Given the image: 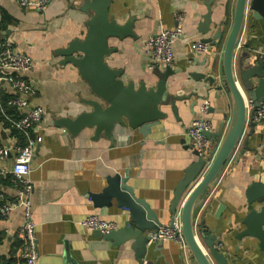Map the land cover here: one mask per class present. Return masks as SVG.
<instances>
[{
	"label": "crops",
	"instance_id": "0c3cea01",
	"mask_svg": "<svg viewBox=\"0 0 264 264\" xmlns=\"http://www.w3.org/2000/svg\"><path fill=\"white\" fill-rule=\"evenodd\" d=\"M81 1L52 0L45 11L38 12L20 6L16 0H0V11L13 20L7 31H0V36L33 59L34 66L26 74L36 88L30 101L45 110L42 121L31 133L33 137L43 136L34 151L30 173L34 183L32 217L36 223L38 264H140L132 241L115 245L84 226V219L93 214L115 222L118 228L129 218L128 210L119 208L116 200L110 207H96L91 193L102 191L107 185V176L120 174L128 178L136 195L158 213L163 226L170 225L169 209L176 187L186 169L197 159L186 134L187 125L200 116L201 100L210 99L211 132L218 133L221 126L224 129L220 136L211 139L213 148H217L231 113L230 105L208 88L202 76L193 77L194 73H212L214 63L220 66L225 40H220L209 54L191 51L190 44L213 35L220 27L227 34L233 21L235 0H212V30L205 36L199 32L208 12L204 0L112 1L110 13L119 17L120 23L134 18L136 37L112 39L110 44L117 51L107 58L111 67L124 71L126 82L133 81L139 86L146 81L153 85L157 77L148 69L146 43L149 37L177 26L184 32L173 42L176 59L170 65L173 73L167 78L171 99L170 104L163 107L168 117L152 127L146 137L119 125L112 141L104 136L94 139L92 128L71 138L54 124L59 117H75L90 110L81 101L92 97L89 85L79 75L77 67L59 64L62 57L57 53L72 40L86 36L89 16L80 10ZM240 54L256 58L257 62L264 61V19H254L251 13L246 17L237 48V57ZM0 132V146L9 150L6 157L0 158V171H3L0 178L11 183L0 185L2 204L16 198L18 187L11 180V169L22 146L11 131L0 127ZM255 181L264 184V122L246 126L221 178L204 195L196 210L198 226L205 229L207 236H217L218 248L228 255L230 264H264V251L258 239L238 236L245 229L242 219L255 206L248 202V189ZM191 189L193 186L186 191L180 207ZM258 203L264 204V199ZM22 223L20 209L8 218H0V231L5 234L0 257L13 256L18 264H24L26 244L20 232ZM198 239L202 243L200 237ZM150 250L143 264L191 263L186 247L174 240L152 243Z\"/></svg>",
	"mask_w": 264,
	"mask_h": 264
},
{
	"label": "water",
	"instance_id": "95a60500",
	"mask_svg": "<svg viewBox=\"0 0 264 264\" xmlns=\"http://www.w3.org/2000/svg\"><path fill=\"white\" fill-rule=\"evenodd\" d=\"M112 1L82 0L80 10L89 16L86 22V36L72 40L57 52L62 57L59 64H72L77 67L79 75L89 85L92 93V97L81 99L90 110L75 117H59L54 121L56 127L62 130V134L71 138L77 137L86 128H92L94 139L104 136L112 141L114 130L119 125L139 131L146 137L152 127L168 117L163 107L168 106L171 99L167 85V78L173 73L170 66L166 71L161 68L153 70L157 77L153 85L142 81L137 86L135 82H126L123 79L122 69L113 68L107 62V58L117 51V48L110 44L112 39L136 37L134 18L120 23L119 17H113L110 13ZM204 1L208 12L203 17L199 32L205 36L212 30L213 9L212 0ZM250 13L254 19H264V0H235L233 21L227 34L222 27L217 28L214 25L213 28H217L215 33L201 39L211 46L225 40L220 66L214 63L212 73H194L193 77L202 76L207 81L208 88L216 91V96L230 105L231 113L223 139L211 163L208 165V159L195 151L197 159L186 169L178 183L169 209L172 214L171 223L165 227H173L176 216L180 214L190 264H230L228 255L218 248L217 236H207L205 229L198 226L196 210L203 202L204 195L218 183L237 150L246 129L248 106L256 108L264 102V61L257 62L256 58L243 54L237 57L246 17ZM223 130L221 126L218 133L209 131L206 135L214 139L215 136H220ZM106 183L101 192L91 193L96 207H110L116 200L119 208L128 210L129 218L123 227L108 233L100 230L94 232L115 245L132 241L136 257L140 264H143L151 252L148 232L164 224L150 204L136 195L135 188L128 184V178L120 174L109 175L106 177ZM191 186L193 189L180 207L186 191ZM262 199L264 184L255 181L248 189V202L255 206L242 219L245 229L238 236L258 239L259 247L264 251V204L258 203ZM159 243L161 242L157 244Z\"/></svg>",
	"mask_w": 264,
	"mask_h": 264
},
{
	"label": "built area",
	"instance_id": "2783aa9c",
	"mask_svg": "<svg viewBox=\"0 0 264 264\" xmlns=\"http://www.w3.org/2000/svg\"><path fill=\"white\" fill-rule=\"evenodd\" d=\"M20 6L31 8L38 12L46 10L52 0H16ZM181 19V17H178ZM183 28L177 26L171 29H162L158 33L149 37L146 43V50L149 56L148 69L153 71L157 68L168 67L176 59L173 42L183 35ZM209 43L202 40L191 42V51L198 54H209L212 48ZM33 59L24 51L13 46L10 41L0 36V97L2 91H9L14 95L7 100V105L15 107L21 111L22 116L13 120L16 128L25 133L27 144L18 148V154L11 169L12 180L17 188L16 198L4 201L0 204V218H8L15 210L23 211V223L20 228L23 241L26 243L23 252L24 264H38L39 248L36 235V223L32 217V193L34 183L30 179L31 162L34 151L38 143L43 141L42 135H31L39 123L42 121L45 110L42 106L33 105L31 97L35 95L36 88L27 78L26 74L33 68ZM210 99L203 98L199 106L200 116L194 117L186 127V134L190 138L194 151L206 159L209 165L214 158L218 147L213 148V142L206 133L213 128L212 122L208 118L210 112ZM264 122V102L261 106L253 108L248 106L247 125ZM246 125V126H247ZM9 150L0 146V158L3 159ZM23 169V171H20ZM3 171H0L2 174ZM3 194H0V199ZM179 215V216H178ZM174 220L173 227L162 226L158 229L150 230L147 234L149 244L174 240L186 247V242L182 234V224L180 214ZM178 217V218H177ZM84 226L89 230H100L108 233L117 229V224L113 221L102 219L98 214L88 216L83 221Z\"/></svg>",
	"mask_w": 264,
	"mask_h": 264
},
{
	"label": "trees",
	"instance_id": "16d2710c",
	"mask_svg": "<svg viewBox=\"0 0 264 264\" xmlns=\"http://www.w3.org/2000/svg\"><path fill=\"white\" fill-rule=\"evenodd\" d=\"M12 18L7 15V13L0 11V31L8 30V24L11 23ZM14 94L9 93V91H2L0 97V127L3 131H11L15 136L18 137V143L20 146L24 147L27 144V136L25 133L20 131L15 127L13 120H17L22 116L21 111L15 107H10L7 105V100L12 97ZM1 133V132H0ZM0 142H1V134H0ZM10 179V178H9ZM12 180V178H11ZM11 184L9 181H3L0 178V185H8ZM5 240V234L0 231V245ZM24 262V261H23ZM0 264H18V260L11 256L10 258L0 257Z\"/></svg>",
	"mask_w": 264,
	"mask_h": 264
},
{
	"label": "clouds",
	"instance_id": "9594fccd",
	"mask_svg": "<svg viewBox=\"0 0 264 264\" xmlns=\"http://www.w3.org/2000/svg\"><path fill=\"white\" fill-rule=\"evenodd\" d=\"M20 171H23V169H21Z\"/></svg>",
	"mask_w": 264,
	"mask_h": 264
}]
</instances>
